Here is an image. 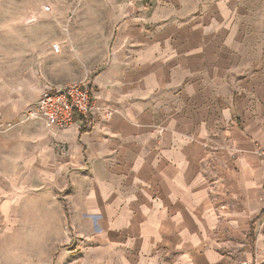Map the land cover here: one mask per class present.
<instances>
[{"label":"crops","instance_id":"obj_1","mask_svg":"<svg viewBox=\"0 0 264 264\" xmlns=\"http://www.w3.org/2000/svg\"><path fill=\"white\" fill-rule=\"evenodd\" d=\"M121 7L84 130L0 75V264H264V35L241 0Z\"/></svg>","mask_w":264,"mask_h":264},{"label":"rangeland","instance_id":"obj_2","mask_svg":"<svg viewBox=\"0 0 264 264\" xmlns=\"http://www.w3.org/2000/svg\"><path fill=\"white\" fill-rule=\"evenodd\" d=\"M122 1L0 0V75L39 86L88 82L112 52ZM240 10L244 26L264 35V0H241Z\"/></svg>","mask_w":264,"mask_h":264},{"label":"built area","instance_id":"obj_3","mask_svg":"<svg viewBox=\"0 0 264 264\" xmlns=\"http://www.w3.org/2000/svg\"><path fill=\"white\" fill-rule=\"evenodd\" d=\"M93 94L90 81L56 85L43 80L36 101L25 109L21 121L38 120L56 130L68 129L77 123L80 128H86L98 108ZM113 112V108L105 110L104 117H111ZM258 153L264 156L263 149L259 148Z\"/></svg>","mask_w":264,"mask_h":264},{"label":"trees","instance_id":"obj_4","mask_svg":"<svg viewBox=\"0 0 264 264\" xmlns=\"http://www.w3.org/2000/svg\"><path fill=\"white\" fill-rule=\"evenodd\" d=\"M81 130H84V128H81Z\"/></svg>","mask_w":264,"mask_h":264}]
</instances>
